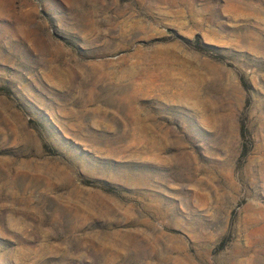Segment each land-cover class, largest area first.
I'll use <instances>...</instances> for the list:
<instances>
[{"label": "rangeland", "instance_id": "obj_1", "mask_svg": "<svg viewBox=\"0 0 264 264\" xmlns=\"http://www.w3.org/2000/svg\"><path fill=\"white\" fill-rule=\"evenodd\" d=\"M0 264H264V0H0Z\"/></svg>", "mask_w": 264, "mask_h": 264}, {"label": "trees", "instance_id": "obj_2", "mask_svg": "<svg viewBox=\"0 0 264 264\" xmlns=\"http://www.w3.org/2000/svg\"><path fill=\"white\" fill-rule=\"evenodd\" d=\"M219 57H222V56H219ZM241 79H242L243 85L248 88L250 84L246 80H244V78H241ZM242 132L244 134V129L242 130Z\"/></svg>", "mask_w": 264, "mask_h": 264}]
</instances>
